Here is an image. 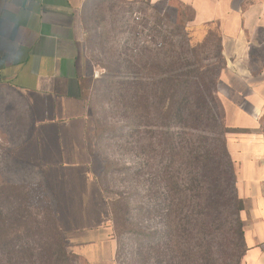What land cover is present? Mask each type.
<instances>
[{
    "label": "crops",
    "instance_id": "obj_1",
    "mask_svg": "<svg viewBox=\"0 0 264 264\" xmlns=\"http://www.w3.org/2000/svg\"><path fill=\"white\" fill-rule=\"evenodd\" d=\"M173 1L191 10L188 25L216 32L223 63L216 96L225 125L238 130L226 136V149L244 205L242 264H264V0ZM88 2L0 0V160L44 182L72 253L88 264H115L107 204L90 170Z\"/></svg>",
    "mask_w": 264,
    "mask_h": 264
},
{
    "label": "rangeland",
    "instance_id": "obj_2",
    "mask_svg": "<svg viewBox=\"0 0 264 264\" xmlns=\"http://www.w3.org/2000/svg\"><path fill=\"white\" fill-rule=\"evenodd\" d=\"M191 18V10L173 0L158 4H152L150 0L135 3L89 0L84 7L85 54L90 66L92 63L84 91L89 115L90 170L107 204L104 219L107 237L115 241V264H178L174 251L171 254L175 260L173 255L169 260L164 255V247H157L164 241V229L157 211L162 202L160 195L166 190L164 170L170 164V170L176 172L172 167L180 163L179 160L172 165L165 146L170 148L177 137H181L182 145L186 146L184 142L191 140L189 135L193 132L176 130L156 113L150 122L153 126H148L141 118L139 122L132 121L131 110L123 97L124 85L121 84L127 72L125 61H133L138 55L139 60L159 61L174 52L182 54L184 63L198 62L215 70L218 66L215 59L218 53L216 32L210 30L207 34L205 29L189 26ZM95 72L97 77H94ZM141 77L145 79V75ZM216 111L214 144L218 152L228 133L217 135L223 125L219 107ZM206 131L193 134L192 143L201 155L203 147L212 138L207 134L209 130ZM200 137L207 138L208 142ZM0 193L6 198L9 195L8 202L3 197L0 199L3 212L10 203L7 220L14 222L12 212L16 210L20 218L15 221L29 231L21 234L23 241H34L37 246L47 239L39 229L43 227V217H52L55 212L54 198L35 172L24 165L0 160ZM109 207L118 215L120 224L117 229L111 221ZM215 235L213 260L221 264V253L217 248L221 236ZM71 247L72 244L67 242L70 253ZM2 256L0 249V258ZM236 261L233 258L230 264ZM65 264L88 263L82 257L72 255L66 258Z\"/></svg>",
    "mask_w": 264,
    "mask_h": 264
},
{
    "label": "trees",
    "instance_id": "obj_3",
    "mask_svg": "<svg viewBox=\"0 0 264 264\" xmlns=\"http://www.w3.org/2000/svg\"><path fill=\"white\" fill-rule=\"evenodd\" d=\"M181 58L182 54L174 52L159 61L149 58L143 61L139 60V55L135 56L133 61H125L127 72L121 84L132 121L139 122L141 118L148 126H153L150 122L156 113L178 131L187 129L198 134L208 129L207 134L212 135L211 142L203 147V155L192 143L195 135L191 133V140L184 142L186 146L182 145L181 137H177L170 148L165 146L172 165L179 160L180 163L177 167L171 166L176 172L170 170V164L164 170L166 190L160 195L162 202L157 211L164 229V241L157 247H164V255L169 260L174 251L178 264H216L213 242L215 234H219L221 239L217 248L221 253V264H230L233 258L237 260L235 264H240L245 253L240 219L244 205L236 195L235 170L226 149V138L220 143L218 152L215 148L218 107L223 126L217 135L238 132L225 125L222 106L216 96V80L223 63L219 51L215 56L218 61L215 70L198 62L184 63ZM141 75H145V79ZM200 138L208 142L207 138ZM1 197L8 202L9 195L6 198L0 193ZM9 205L4 208L5 212L0 208V249L3 252L0 264H65L68 256H77L67 250L56 212L52 217H43L39 232L47 235V239L35 246L34 241L22 240L21 234L29 231L15 221L20 218L16 210L12 212L14 222L7 220ZM111 207V221L117 229L118 215ZM173 258L175 260V256Z\"/></svg>",
    "mask_w": 264,
    "mask_h": 264
},
{
    "label": "built area",
    "instance_id": "obj_4",
    "mask_svg": "<svg viewBox=\"0 0 264 264\" xmlns=\"http://www.w3.org/2000/svg\"><path fill=\"white\" fill-rule=\"evenodd\" d=\"M97 76H98V73H97V72H95V73H94V77H97Z\"/></svg>",
    "mask_w": 264,
    "mask_h": 264
}]
</instances>
